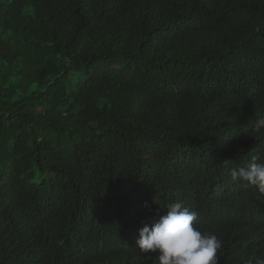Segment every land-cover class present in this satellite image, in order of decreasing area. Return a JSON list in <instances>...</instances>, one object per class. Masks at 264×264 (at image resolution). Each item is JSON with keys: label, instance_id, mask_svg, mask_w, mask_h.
I'll return each mask as SVG.
<instances>
[{"label": "trees", "instance_id": "trees-1", "mask_svg": "<svg viewBox=\"0 0 264 264\" xmlns=\"http://www.w3.org/2000/svg\"><path fill=\"white\" fill-rule=\"evenodd\" d=\"M259 118L264 0H0V264H155L175 201L253 264Z\"/></svg>", "mask_w": 264, "mask_h": 264}, {"label": "clouds", "instance_id": "clouds-1", "mask_svg": "<svg viewBox=\"0 0 264 264\" xmlns=\"http://www.w3.org/2000/svg\"><path fill=\"white\" fill-rule=\"evenodd\" d=\"M255 130H264V118L255 123ZM258 156L240 167H233L229 175L239 180L242 187H254L264 194V162ZM165 214L158 215L152 223L138 230L135 240L141 254L155 253V264H217L223 241L197 226L198 216L182 202H171ZM253 264H264V255L257 256Z\"/></svg>", "mask_w": 264, "mask_h": 264}]
</instances>
